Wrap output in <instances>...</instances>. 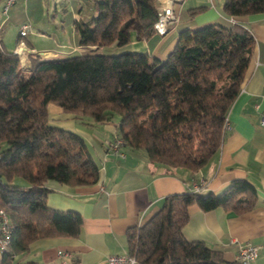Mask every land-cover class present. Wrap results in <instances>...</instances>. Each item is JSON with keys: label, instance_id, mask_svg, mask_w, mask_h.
Instances as JSON below:
<instances>
[{"label": "trees", "instance_id": "16d2710c", "mask_svg": "<svg viewBox=\"0 0 264 264\" xmlns=\"http://www.w3.org/2000/svg\"><path fill=\"white\" fill-rule=\"evenodd\" d=\"M223 2L230 17L264 12V0ZM94 9L90 20L75 19L81 46H125L133 36L147 40L157 32V0H94ZM255 45L245 26L212 23L181 31L165 59L137 50L33 53L25 71L0 43V208L14 226L0 264H11L37 239L79 235L80 213L48 206V180L72 186L100 180L84 138L50 122L51 103L91 123L118 119L114 139L123 146L168 168L197 171L220 149ZM256 200L247 179L233 180L220 193L170 194L145 224L129 230V253L138 264H239L204 241H189L183 228L192 205L241 214Z\"/></svg>", "mask_w": 264, "mask_h": 264}, {"label": "crops", "instance_id": "0c3cea01", "mask_svg": "<svg viewBox=\"0 0 264 264\" xmlns=\"http://www.w3.org/2000/svg\"><path fill=\"white\" fill-rule=\"evenodd\" d=\"M60 1L78 8L73 14L75 19L88 20L83 6L86 3L91 6L90 14H95L94 0H16L6 14L2 13L0 1V43L4 49H15L22 37L20 33L15 38L8 37V34L23 24L30 27L26 23L29 19L32 25L43 31L33 37L34 41L28 38L30 31L23 38L30 49L57 51L58 55L92 50L106 53L104 47L81 46L75 41L68 53L60 52L55 46L36 45L38 39L45 38L46 15L57 11ZM178 3V20L168 25L165 35L156 32L147 40H138L135 36L136 46L130 50L165 59L176 45L181 31L212 23L241 24L256 39L241 91L228 112L218 153L197 171L185 167L168 168L151 162L144 151H134L127 146L121 147L125 154L121 157L108 145L117 135L118 119L91 123L51 103L48 107L50 122L84 138L89 152L100 166V180L88 186L48 180L46 186L51 189L47 195L48 206L80 213L83 219L81 231L75 237L37 239L28 251L15 254L11 264H53L59 260L58 251L62 249L71 253L70 264H107L110 255L129 253V230L145 224L160 210L168 195L186 191L220 193L235 179H247L255 186V207L238 214L224 207L204 211L192 205L183 234L189 241H204L221 251L229 262L239 261L242 246L256 245L259 256L253 264H264V126L261 123L264 114V12L230 17L224 12L223 0H180ZM199 7L202 9L193 10Z\"/></svg>", "mask_w": 264, "mask_h": 264}, {"label": "built area", "instance_id": "2783aa9c", "mask_svg": "<svg viewBox=\"0 0 264 264\" xmlns=\"http://www.w3.org/2000/svg\"><path fill=\"white\" fill-rule=\"evenodd\" d=\"M2 2V13L6 14L8 8L13 5L16 0H0ZM180 0H158V11L159 17L155 22V29L157 33L160 35H165L168 32V25L172 22L178 20V2ZM29 25L23 24L20 29V36L22 39L18 42L13 53L17 54L21 61V67L25 71H29V55L36 53L42 56H55L59 53L52 52L51 50L38 51L36 49H30L25 40L23 39L29 32ZM261 123L264 126V114L261 118ZM111 150L120 155L121 157H125L124 152L121 151V147L123 146V142L120 139H116L114 141L108 142ZM14 232V226L11 223L7 212L4 208H0V254H3L11 244L12 235ZM58 261L53 264H70L68 258L71 256V253L68 250H59L58 251ZM259 256V247L253 244H247L241 247L238 260L241 261L242 264H253L254 261ZM107 264H138V260L135 255L131 253L127 254H115L110 255L107 260Z\"/></svg>", "mask_w": 264, "mask_h": 264}, {"label": "rangeland", "instance_id": "374dc122", "mask_svg": "<svg viewBox=\"0 0 264 264\" xmlns=\"http://www.w3.org/2000/svg\"><path fill=\"white\" fill-rule=\"evenodd\" d=\"M68 2H59L57 11H50L49 15L45 17V38L40 40L38 39L37 46L44 47V46H55L58 48L60 52L68 53L74 47V41L76 43L79 42V35L74 28V21L76 16H74L75 9L78 10L77 7H72L69 5ZM89 4H83L84 6V13H86V19H91L93 15L90 14L91 6ZM2 9V5H1ZM53 10V9H52ZM93 14V13H92ZM24 16V14H23ZM25 17V16H24ZM29 20V19H28ZM26 23L30 24V27L32 26V29L29 33V40L34 41L33 37H38V35L43 32L41 29H38L34 25L31 24L30 21ZM22 25L19 29L14 30L13 32L8 34V37L11 36V38H15L18 33H20ZM34 30V32H33ZM32 31V33H31ZM135 36H133L132 42L125 46H118L117 44H113L110 46L104 47L106 54H117L121 52H125L131 49V47H135ZM19 179H17V182ZM2 259V254H0V263Z\"/></svg>", "mask_w": 264, "mask_h": 264}, {"label": "water", "instance_id": "95a60500", "mask_svg": "<svg viewBox=\"0 0 264 264\" xmlns=\"http://www.w3.org/2000/svg\"><path fill=\"white\" fill-rule=\"evenodd\" d=\"M43 55V53H41Z\"/></svg>", "mask_w": 264, "mask_h": 264}]
</instances>
